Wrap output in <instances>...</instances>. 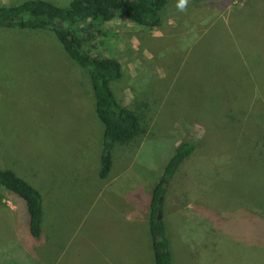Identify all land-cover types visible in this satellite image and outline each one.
<instances>
[{
  "label": "rangeland",
  "instance_id": "rangeland-1",
  "mask_svg": "<svg viewBox=\"0 0 264 264\" xmlns=\"http://www.w3.org/2000/svg\"><path fill=\"white\" fill-rule=\"evenodd\" d=\"M24 1L28 0H0V6H16ZM44 1L64 7L71 0ZM179 4L180 0H170L163 6L158 27L140 26L121 15L107 22H94L88 30L91 42L85 44L91 55L119 61L121 77L110 85L120 103L123 99L132 103L139 93L146 95L147 102L132 106L140 115L147 138L136 149L133 144H115L110 152L112 169L130 164L132 171L139 169L148 175L137 164L154 169L153 165L157 167L165 158L168 161L175 146L189 141L224 159V165L223 161L218 164L209 160L205 169L190 157L184 160L172 178L170 192L160 197L161 215L165 209L162 200L169 194L183 199L206 187L221 170L219 178L227 177L236 164L231 159L232 148L238 156L254 151L256 162L254 156L252 160L243 156V160L235 161L246 164L247 173L251 167L264 173V0H185L183 8ZM81 27L86 29L88 22ZM4 34L7 38L0 45V159L5 155L0 163L20 167L21 175L38 190L46 208L47 194L55 193L67 200L61 208L63 215L83 211V205L91 209L69 251L82 248L79 237L87 223L96 222L98 227L96 239L89 241L101 249L98 253L75 257L68 251L60 264H154L148 227L137 219L136 223L127 222L115 207L111 209L103 193L106 188L102 190L104 182L97 180L103 125L95 114L86 69L67 56L48 30L16 27L9 32L0 27V38ZM128 87L133 89L132 95L125 92L117 96L115 89L126 91ZM243 114L248 119L243 120ZM10 115L17 120L14 127H10ZM19 116L28 120L26 124L17 119ZM246 120L252 127L251 145L256 142L258 148L239 137L237 131L243 129ZM130 173L128 176L141 177ZM139 184L141 187L131 195L136 209L150 196L152 199L147 193L148 182ZM212 187L237 186L217 183ZM4 191L8 190L0 185V194ZM206 196L214 197L212 191ZM212 200L209 209L204 207L206 212L201 207L202 202H208L204 196L193 204L188 229L197 226L200 231L204 222L208 226L209 215L221 210L217 200ZM54 211L45 215H58ZM27 219L26 208H18L11 225L0 210V264L42 261L36 250L32 257L21 248H11L16 241L9 238L10 233L28 230ZM127 235L128 243L120 239ZM121 247L128 249L125 252ZM179 259L185 264L186 253L181 251L174 263ZM226 261L233 262L228 255Z\"/></svg>",
  "mask_w": 264,
  "mask_h": 264
},
{
  "label": "crops",
  "instance_id": "crops-1",
  "mask_svg": "<svg viewBox=\"0 0 264 264\" xmlns=\"http://www.w3.org/2000/svg\"><path fill=\"white\" fill-rule=\"evenodd\" d=\"M15 28L16 26L5 27V29H7L9 32L14 31ZM20 29L24 30L29 28H20ZM30 30H47V29H30ZM3 36L4 37L0 38V45H2L7 38L6 37L7 35L4 34ZM91 89H92V96L94 98V105H95V97L93 93L92 84H91ZM115 90L118 97L123 96L125 92L126 93L128 92L129 96L132 95V93H134L133 89L129 87L126 91L125 89H119V90L115 89ZM120 92L121 95L118 94ZM112 94L114 95V98L116 99L118 105L126 107L135 112L136 109L132 106V103L140 104V101H142V103L147 102L146 95H144V93L141 94L139 93V95L137 94L138 96L134 97V101H131L132 103H130L129 99L126 100L127 103H125L124 99L120 103V101L115 96V94L113 92ZM90 101L92 103V97L90 98ZM9 117L13 118L11 117V115ZM17 119L24 120L23 124H26V121H28L27 119H24L23 117L20 116ZM13 122H17V120H14V118L10 119V123L12 125L10 127L15 126ZM152 122H154V120ZM102 136H103V132H102ZM146 138L147 136L146 134H144V136L140 139V142L142 141L143 144V141ZM139 143L133 144L134 146H136L135 149L138 147ZM0 144L3 143L0 141ZM119 145L123 146L122 144ZM177 147L178 146H175L174 149H176ZM4 155L5 153H3L1 156L2 158L0 159L1 162L3 161ZM244 156L247 155L244 154ZM248 156L250 157L251 160L254 156L253 161L255 162L257 161V156L254 153V151H251V153ZM189 157L197 162L194 164L200 165V167H202L203 169H205V166L209 164L210 162L209 160H215L218 162V164L219 161H223V165H224V159L222 158L221 154L220 155H217V153L208 154L207 151L201 149V147H198L197 150ZM226 157L227 156H225V158ZM238 157L241 156H238L237 153L231 156V159L236 164H233L234 166L233 169H230L232 170V172L226 175L227 177L219 178L222 173L221 170L220 172H218L208 180V182L206 183L207 184L206 187H202L201 190H197V192L189 194L188 197L183 199L181 198L176 199L173 195L169 194L166 200H162L165 209L163 210L161 219L163 220L165 225V234L169 241V247L171 246L172 248L171 258L173 264H175L174 257L177 256L179 253H181V251L186 253L185 264H242V263L263 264L264 263V173L259 174L256 170L254 171L253 167L248 168V173H247L245 165H243V163L241 162L239 163L236 162L239 160ZM225 163H226V159H225ZM165 164H166V158L157 167L153 165L154 169L147 168L146 166L140 163L137 164V166L141 167L143 170L149 173L148 175H146L143 172L139 171V169H135L132 171L130 164L121 167L120 170H114L112 169L113 162H111L110 169L108 174L106 175V178H100L98 176V172L100 169L99 167L98 171L96 172V177L97 180L98 179L100 180V182H104V187L102 188V190L106 188V192L103 191V193H106V203L110 205L111 209H114L115 207L117 213L120 216L124 217L127 222L131 220L136 223V219H137L143 222L146 227H148L150 211H151V206H150L151 196L150 199L149 197L147 198L149 200H147L143 205L141 206L139 205L136 209L135 198H132L131 195L132 193H135L134 190L136 187H141L139 183H141L143 180L144 182H148L147 185V187H149V190H147L148 195H152L154 187L162 175V171L164 169L163 167L165 166ZM226 166L223 167L225 168ZM179 167L177 168L173 176V179L175 178L179 170ZM0 170H10L15 175H17L18 177L22 178L27 182L25 177L21 175V172L23 174V170L20 167L16 166L15 164L5 166V164L0 163ZM130 172H135L143 178L128 176L129 174H131ZM173 179H171L166 189L168 193L170 192L169 188L171 187V182ZM217 183L223 184L224 186L229 184L236 185L237 187H212L214 185L216 186ZM47 188L49 190L51 189L54 190L55 187H47ZM211 191L213 192V196H214L212 198L210 196H206V194ZM9 192L10 191H6V192L4 191L0 194V210L2 211V214L5 217H7L9 222H11L14 217V214H16V212L18 211V208H21L22 210L26 208V206L24 201H23L24 205L22 204V201H20L22 199L20 197H18L20 198L18 199L14 197L12 193L9 194ZM203 196L208 200V202H202L201 207L203 212L207 211L205 208L209 209V207L211 206L209 204L211 199H213L212 201L217 200L218 207L221 210L214 212L213 216L211 217L209 215V218L207 219L206 222L208 226H204L205 224L204 222L202 229L200 231H198L197 226H193V229H188L187 224L188 221L190 220L188 214L189 210H191L193 208V204L199 201L200 198ZM46 199L48 204L47 208L44 205V199L41 198L42 200L41 236L38 239H34L31 237L29 230L24 229L21 230V232H19L17 229L16 230L13 229L14 231L10 233L11 235L9 238L11 240H15L16 242L14 245L11 244V248H15V249L21 248L22 252L32 257L36 250V252L40 255L42 260L40 261V264H60V262L63 261V258L68 255V251H69L68 246L71 245L74 235L78 233V227L85 224L86 222L85 220L88 218L91 209L83 205V211L77 212L75 210L72 215L66 216L63 215V212L61 210V208L65 203L64 200H66L64 196L61 197L60 194L57 195L55 193H52L50 195L48 193ZM51 203H53L54 205H52ZM52 209L55 210L54 213L59 212L58 215H54V214L45 215V213L51 212ZM193 221H195L194 217H193ZM95 223L96 222L86 224V227L83 230L82 234L81 235L79 234L80 235L79 239L81 240L80 245L82 248H75L74 253L73 251H69L70 252L69 254L75 257L80 256L81 254L82 256L85 257V256H90L92 254H96L98 253L99 250H101L95 245H93L91 242H89L93 239H96L95 237H96V233L98 232V227L97 224ZM100 223L103 225H107L104 222H100ZM12 224L13 222H11V225ZM194 224H196V222ZM65 225H69L70 228H68V230H65L66 229ZM72 225L75 226L72 227ZM233 231H236V233ZM115 235L117 234L113 233V236ZM120 239L123 242L126 241L128 243L129 235H127L126 237L121 236ZM126 239H128V241ZM111 240H113V237H111ZM115 240H119V239H114V241ZM229 240H231L232 243L226 242ZM123 242L120 243L121 246H124ZM87 243L90 246H88ZM127 249L126 247L120 248V250L125 252L127 251ZM227 255L232 258L233 260L232 263H228L226 261ZM46 259H47V263L45 262ZM176 263L184 264L182 259H179Z\"/></svg>",
  "mask_w": 264,
  "mask_h": 264
},
{
  "label": "trees",
  "instance_id": "trees-1",
  "mask_svg": "<svg viewBox=\"0 0 264 264\" xmlns=\"http://www.w3.org/2000/svg\"><path fill=\"white\" fill-rule=\"evenodd\" d=\"M168 1L170 0H71L62 7L44 0H28L16 6H0V27L50 30L68 57L86 69L95 97V111L104 127L98 172L100 178H105L109 172L110 152L113 146L138 144L145 134V129L141 126L139 113L117 104L110 84L121 77V66L114 58L90 54L85 47L86 42L89 44L91 42L88 30L92 29L94 22H107L117 15L124 16L140 26L158 27L159 11ZM86 22H88L86 29L79 28ZM245 119L248 118L243 114V120ZM237 132L242 140L245 139L243 143L251 145L254 138L249 121L246 120L243 129ZM255 144L256 142L251 146L257 147ZM197 148L198 145L194 142L179 145L166 162L162 175L154 187L148 225L154 264H173L164 222L162 219H156L157 211L161 210V202L157 200L159 197L162 198L179 165ZM230 153L232 156L235 150L232 148ZM243 156L238 157L239 161L243 160ZM244 157L250 159L249 156ZM0 185L25 202L29 233L32 238L38 239L42 232V200L38 190L10 170H0Z\"/></svg>",
  "mask_w": 264,
  "mask_h": 264
},
{
  "label": "water",
  "instance_id": "water-1",
  "mask_svg": "<svg viewBox=\"0 0 264 264\" xmlns=\"http://www.w3.org/2000/svg\"><path fill=\"white\" fill-rule=\"evenodd\" d=\"M158 202H161V198L160 197L158 198ZM156 219H158V220L161 219V214H160L159 211H157Z\"/></svg>",
  "mask_w": 264,
  "mask_h": 264
},
{
  "label": "clouds",
  "instance_id": "clouds-1",
  "mask_svg": "<svg viewBox=\"0 0 264 264\" xmlns=\"http://www.w3.org/2000/svg\"><path fill=\"white\" fill-rule=\"evenodd\" d=\"M184 3H185V0H180L179 7H180V8H183V7H184Z\"/></svg>",
  "mask_w": 264,
  "mask_h": 264
}]
</instances>
